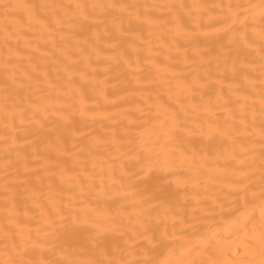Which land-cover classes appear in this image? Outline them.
<instances>
[{"label": "bare ground", "instance_id": "1", "mask_svg": "<svg viewBox=\"0 0 264 264\" xmlns=\"http://www.w3.org/2000/svg\"><path fill=\"white\" fill-rule=\"evenodd\" d=\"M0 264H264V0H0Z\"/></svg>", "mask_w": 264, "mask_h": 264}]
</instances>
